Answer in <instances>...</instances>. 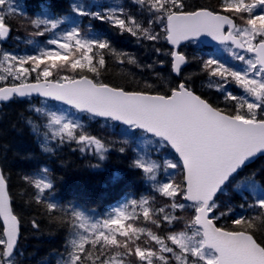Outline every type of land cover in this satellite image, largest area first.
I'll return each mask as SVG.
<instances>
[{"label":"snow or ice","instance_id":"snow-or-ice-1","mask_svg":"<svg viewBox=\"0 0 264 264\" xmlns=\"http://www.w3.org/2000/svg\"><path fill=\"white\" fill-rule=\"evenodd\" d=\"M137 2L146 6L150 17L147 27L119 6H100V10L92 11L75 0L70 12L107 23L138 39L165 41L169 48L154 51L169 58L171 70L177 75L190 62L187 53L180 50L182 45L197 41L217 44L243 67L230 66L212 53L207 58L193 56L191 60L199 61L201 71L219 81L217 90L223 93L225 104L232 102L231 110L214 106L186 81L163 93L130 91L98 82L106 54L121 63L126 59L136 64V60L127 52L117 51L91 28L82 29L76 20L62 28L71 16L46 12L32 18L17 0H0V40L9 36L11 21L17 16L25 27L34 29L30 35L52 37L33 54L0 51V71L6 73L0 74V81L9 77L14 81L0 86V101L39 96L90 118L117 122L130 134L139 132L151 137L160 149L170 148L176 154L175 160L163 159L162 163L141 155L130 165L142 170L153 189L170 204L157 209L154 197L128 199L95 220L72 203L61 205L44 198L54 187L47 168L42 170L43 176L25 175L23 179L35 189L34 202L43 206L52 222L70 228L67 259L59 264H172V260L177 264H264V239L256 237L260 217L233 219L235 228L218 226L232 212L231 208L221 210L220 194L249 162L264 156V0H220L218 9L198 6L191 10L185 0ZM237 19L242 24H237ZM61 71L67 74L59 75ZM232 84L244 95L228 91ZM150 88L146 85V89ZM46 116L47 126L55 128L52 138L59 137L60 143L74 141L84 146L81 151L88 148L101 160L105 158V143L84 132L80 120L63 112L49 111ZM45 150L50 151L47 147ZM119 151L123 153L125 148ZM161 167L165 173L176 170L180 179L176 175L158 179ZM236 188L241 194L254 196V204L249 207H257L264 214V185L247 176ZM177 210L192 215H177ZM181 220L185 221L184 230L171 231L174 223ZM141 221L150 222L160 234L152 228L136 226ZM31 223L33 228H39L35 219ZM20 232L21 219L14 208L9 177L0 167V264H17Z\"/></svg>","mask_w":264,"mask_h":264},{"label":"trees","instance_id":"trees-1","mask_svg":"<svg viewBox=\"0 0 264 264\" xmlns=\"http://www.w3.org/2000/svg\"><path fill=\"white\" fill-rule=\"evenodd\" d=\"M185 2L190 10L198 6L218 9L220 0H185ZM65 3L64 0L58 1L60 5L58 11L63 12L66 8ZM128 3L130 4H124L123 8L131 12L143 26L147 27V23L144 22L150 17L145 16L146 6L139 4L136 0H128ZM52 6L53 10L57 9V5L52 4ZM100 28L101 26L98 27ZM157 30L159 31V28ZM32 31L34 29L29 27V33ZM106 38L117 51L121 50L122 46L126 48L130 46L129 50H133L134 53L141 52L134 43L135 40L128 33H122L121 36L108 33ZM143 41L144 39L140 38V42ZM30 50L33 48L30 47ZM137 56L142 57L141 53ZM191 57L188 66L177 76L168 65L163 72L158 73V68L153 71L148 68L139 69L137 64L125 66L110 54H106V65L101 69L98 82L123 87L130 91L149 90L163 93L168 87L175 86L180 81H186L194 91L214 106L231 110L232 102L225 104L223 97L214 87L210 86L211 89L208 91L203 89V86L208 85L209 76L201 71L199 61L191 60ZM59 75H62V72ZM89 75L92 76V74ZM146 85H151L152 88L146 89ZM39 100L30 98L13 101L0 108V161L9 177L14 208L22 223V238L15 254L17 264H59L60 261L67 259L68 242L72 238L70 228L50 220L43 206L36 204L32 199L35 189L23 179L25 175L35 176L44 166L49 167V176L54 185L44 198L61 205L72 203L94 219L104 217L112 207L122 203L125 199H139L142 194L154 197L153 206L157 209L171 203L153 189L142 170L130 166L137 158L136 138L141 133L129 134L128 138L123 139L118 138L109 130L103 131V134L95 129L103 125V120H95V123H87L83 131L99 137L105 135L108 149L103 160L89 155L86 152L90 150L88 148L81 151L83 145H77L74 141L60 143L59 138H54L56 139L54 150L46 151L40 143L39 136L32 131L30 123H37V117L30 106L34 101ZM125 140L128 141L127 144L124 143ZM120 147L125 148L123 153L119 151ZM163 150L176 159V155L170 148ZM247 176H253L264 185V157L244 168L240 175L220 194L218 203L222 205L221 210L226 211L231 208L232 212L222 218L218 225L235 228L231 224L233 219L240 216H258L261 219L257 221L256 237L264 239V227H261L264 225V214L257 207H249L254 204L253 200L246 198L236 188L238 180ZM176 178L180 179L178 173ZM176 214L187 218L192 215L191 212H180L179 210ZM33 219L39 224L38 229L33 228L31 223ZM136 226L149 227L160 234V230L150 222L141 221ZM184 228L185 221L181 220L174 223L170 230L182 231ZM172 264H177V262L172 261Z\"/></svg>","mask_w":264,"mask_h":264},{"label":"rangeland","instance_id":"rangeland-1","mask_svg":"<svg viewBox=\"0 0 264 264\" xmlns=\"http://www.w3.org/2000/svg\"><path fill=\"white\" fill-rule=\"evenodd\" d=\"M67 1L69 2L68 11L64 15H60V16L68 15V16H71V19L65 21V24L62 25V28L71 26L72 20L78 21L81 25L82 17H76V16L72 15L70 12V4L75 2V0H67ZM17 2L23 8L25 14L28 13V10L30 8L33 9L35 12H37V13L33 14V18H35V16H37V15H42L46 12L51 13L47 8L45 0L44 1L38 0L39 3L35 4L36 6H33V3L31 0H17ZM79 2L86 5L92 11L100 10V6H103V7H118V6L123 7V6H125L124 4H128V5L130 4V3H128V0H79ZM124 10L126 13L134 16L131 12L126 11V9H124ZM144 13H145V16L146 15L148 16V13L146 12V10ZM11 23L13 26V28H11L12 32H13L12 36L7 42H2V40H0V51H8V52H12L16 55H21V56L27 55V54H29V52L24 50L23 48L19 47V43L21 40L26 39L29 42L30 41H41L42 43L40 44V47H44V46H46V41L48 39L52 38L50 34H45L44 36H32V35H30L29 27L24 26V21L19 16L14 17L12 19ZM144 23H147V20ZM100 24L105 25L104 28H106V30L109 33H111L112 35H118V36L122 35V32L116 30L115 28H113L111 26L106 25L107 23L100 22ZM238 24H242V21L238 20ZM153 27H154V30L158 31L155 26H153ZM81 28L84 30H87L83 25L81 26ZM93 32L96 34H100L106 38V36L104 34H102L99 30H93ZM129 36H131V38H133L135 40L134 43H136V46L139 47V50L141 52L134 53L133 50H129V49H131L130 46H127V48L122 46V49L119 51L127 52L130 56H132L136 60V62H137L136 64L139 65L138 66L139 69H141V68L147 69L148 68L147 65H152V67L148 68V69L156 71L157 70L156 68H158V73H161L167 67V65L169 67L171 66L169 63L168 57H166L160 53H156L154 51V48H161L164 50L169 48L170 46L165 41L161 40V41H157V42H151V41L144 40L143 42H140V39H138L137 37H132L131 34H129ZM202 46H204V45L197 41L196 43L186 44L182 49L184 52L187 53V55L189 57L198 56V57L207 58L208 54L212 53V54L216 55L218 58H221L223 61H226L230 66H236L238 68L243 67L242 63L234 61L228 53L224 52L220 48V46H213V48H211L210 50H206L207 48H204V50H201ZM28 50H30V49H28ZM138 53H141V55H142L141 58L137 56ZM158 60H164L165 63L161 65V64L157 63ZM122 64H124L125 66H128L130 63H128L127 60L125 59ZM184 69L185 68H183L181 70V72ZM61 72H62V75L67 74L65 71H61ZM0 74L6 75V73H3L2 71H0ZM10 83H14V81L11 79V77H9V79L6 81H0V85L10 84ZM218 83H219V81L209 77L208 81H207L208 85H205L206 87L203 86V89L205 91H208L209 89H211L210 86H212L215 88V90H217ZM228 91H231V92H233V94L238 95V96L244 95L243 91L238 86H236L234 84L228 86ZM217 92H219L221 94V96L223 97V93L221 91L217 90ZM39 99H40L39 101H36V102L34 101L33 104L30 106V109L32 110V112L37 117V119H36L37 123L31 122V127H32V131H34L39 136L40 143H41L42 147L44 148V150H45V147H47L52 152L55 148L54 141L56 139L52 138L53 133L55 131V128L54 127L49 128L47 126L48 125V117L46 116V113L49 111H54L57 113L63 112L65 115L71 117L72 119L80 120L81 123L83 124V126H85L87 123H89V124H91L92 122L95 123V120H97V121L103 120V125L100 127L97 126V128H95V129L99 130L102 133H103V131L109 130L112 134H114L115 136H118V138H120V137L122 139L128 138V135L130 134L129 132H127L125 130L124 126L119 124V123L112 122V121H106L104 119L90 118L86 113H79V112H76L74 109H69V107L67 105H62V104H59L58 102H53V101H49V100L45 101L43 98H39ZM36 108L43 109V112H36L35 111ZM96 137L101 139L102 142L105 143L106 149H108V145H107V142L105 139V135H104V137H101V136L100 137L96 136ZM56 138H59V137H56ZM65 141H67V140H65ZM136 147L138 150L137 151V158H138V156L143 155L146 159L151 158V159L157 160L158 162H161V163H162L163 159L175 160V158L171 154H169L167 151L160 149L159 145L156 144L152 140L151 137L145 136L143 134L137 135ZM86 152L93 157H99L93 150H89ZM44 168H47L49 170V167L44 166V167H42V169L40 171L37 172V174L35 176H43L44 173L42 170ZM176 174H177L176 170H171V169H169L168 172L165 173L163 167H161V170L157 174V178L158 179H166L168 175H176ZM47 175L50 178L49 171H48ZM241 180L242 179H239L237 184ZM148 181L150 184H152V182L150 180H148ZM257 184L262 185L259 181H257ZM243 195L248 199L251 198L253 200V203H254V199H255L254 196L250 195L248 192H244ZM141 197H147V195L142 194L140 196V198ZM133 199H136V198H133ZM139 199H137V200H139ZM126 200L127 199H125L123 202H125ZM101 218H104V217H101ZM93 220H95V219L93 218ZM169 256H170V254H169ZM172 261H175V260H172Z\"/></svg>","mask_w":264,"mask_h":264},{"label":"water","instance_id":"water-1","mask_svg":"<svg viewBox=\"0 0 264 264\" xmlns=\"http://www.w3.org/2000/svg\"><path fill=\"white\" fill-rule=\"evenodd\" d=\"M204 44H206V45H213V44H215V43H211V44H208V43H204ZM187 65V64H186ZM186 65H184V66H182V69L186 66ZM181 69V70H182ZM176 74V73H175ZM177 75V74H176ZM180 75V74H179ZM111 86V85H110ZM195 92V91H194ZM196 93V92H195ZM197 94V93H196ZM198 95V94H197ZM33 97H39V96H33ZM19 98H21V97H19ZM25 98V97H24ZM42 98V97H41ZM9 101V100H8ZM2 102H4V101H2ZM259 157H262V156H258V157H256V158H254L251 162H249L248 163V165L247 166H249L250 164H252L253 162H255ZM246 166V167H247ZM0 167H1V164H0ZM20 239H21V232H20V238H19V243H20ZM19 243H18V245H19ZM18 248V247H17Z\"/></svg>","mask_w":264,"mask_h":264},{"label":"flooded vegetation","instance_id":"flooded-vegetation-1","mask_svg":"<svg viewBox=\"0 0 264 264\" xmlns=\"http://www.w3.org/2000/svg\"><path fill=\"white\" fill-rule=\"evenodd\" d=\"M55 1H56V0H49V3H50V4L55 3ZM11 28H13L12 23H11ZM16 29H17V28H16ZM104 31H105V30H104ZM12 33H13V32H12V30H11V32H10V35H11V36H12Z\"/></svg>","mask_w":264,"mask_h":264},{"label":"bare ground","instance_id":"bare-ground-1","mask_svg":"<svg viewBox=\"0 0 264 264\" xmlns=\"http://www.w3.org/2000/svg\"><path fill=\"white\" fill-rule=\"evenodd\" d=\"M125 195V194H124ZM125 197V196H124Z\"/></svg>","mask_w":264,"mask_h":264}]
</instances>
